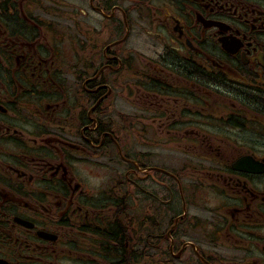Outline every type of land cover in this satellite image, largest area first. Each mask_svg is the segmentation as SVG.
<instances>
[{"label": "flooded vegetation", "instance_id": "obj_1", "mask_svg": "<svg viewBox=\"0 0 264 264\" xmlns=\"http://www.w3.org/2000/svg\"><path fill=\"white\" fill-rule=\"evenodd\" d=\"M42 1L0 0V264H158L164 258L205 264L195 246L209 264H238L241 245L252 251L240 264H258L264 257L257 231L264 225L263 184L256 187L229 164L221 169L227 172L207 171L233 191V211L230 218L224 214L197 225L191 190L176 168L171 185L158 179L163 193L153 195V205L148 197L141 202V231L133 235L110 220L133 212L126 201L131 186L111 192L94 188L102 183H91L89 175L99 177L106 163L90 168L88 156L110 161L118 155L128 167L131 163L121 146L128 148L130 133L116 126L110 113L124 50L112 48L119 39L106 40L114 37L115 22L131 25L130 13L137 9L150 29L145 32L157 40L156 53H163L156 92L164 114L174 117L166 132L177 136L184 126L189 149L202 153L218 156L230 147L236 158L263 157L256 151L264 152V145L229 146L225 132H253L264 123V0H133L128 15L115 0H80L75 16L66 12V1L59 0V7ZM89 39L98 42L85 43ZM165 51L177 58L165 60ZM211 99H229L232 107L248 112L252 106V119L230 121L234 113L218 117L223 111H212ZM143 166L137 169L164 171ZM248 226L249 244L243 239L236 244L227 233L234 227L248 234ZM217 243L232 246L228 255L199 246Z\"/></svg>", "mask_w": 264, "mask_h": 264}, {"label": "rangeland", "instance_id": "obj_2", "mask_svg": "<svg viewBox=\"0 0 264 264\" xmlns=\"http://www.w3.org/2000/svg\"><path fill=\"white\" fill-rule=\"evenodd\" d=\"M127 1H122L121 3L124 5V3H126ZM140 23H137L136 25H133L134 29H137ZM138 39V42L136 44L138 45H142L144 43H146L143 38L139 37L137 35V32H134L131 36L129 41L131 43H133L132 41ZM131 46H133L132 44H129ZM147 50H153L151 47H148ZM212 100V111L214 110V105H216V99H211ZM140 101V100H139ZM133 113H135L136 115L138 114V111L136 108H132ZM141 113V117H138L139 119H142V121H136V126L141 127L146 124L147 122H145L144 117L148 116L147 111H140ZM146 119V118H145ZM164 121V120H163ZM165 122V121H164ZM211 132L209 133V135L211 136ZM260 134H263L262 132H260ZM180 136V135H179ZM184 134H182L178 139L177 138H173V139H169V140H161V146L160 145H147L144 141L140 140L139 138H137L136 136H134L132 133H130V136L127 138V144H129V150L133 153H136L137 155L134 158H138L140 159V161L143 162L144 165H154V166H160V167H172V165L177 164L178 167L181 165V163L183 164H187L188 167H190L188 169V172H192V168L195 166L196 168H200L202 165L206 167V169H211L214 170L215 168H218L219 165L212 162V161H205L202 160L201 158H198V154H186L184 153V148L185 145H187L188 149L190 147V144L187 143L188 140L184 139ZM234 137V135H232ZM236 137V136H235ZM252 139H247L246 137H242V141L239 142V145H241L243 142H251L253 141V143L255 142L258 143L260 145L264 144V135H259V133H256L254 137H251ZM198 144V143H196ZM153 147V148H151ZM189 152H194L197 153L194 149H189ZM259 155H264V152H259L256 151ZM142 154V155H141ZM114 165H104L106 167V170L104 172V174H101L98 176L94 175V174H90L89 176L91 178H89L88 180L93 183V184H99L102 183V185L100 186H93L96 189L100 188V191L105 192L107 189H109L114 183L115 180H118L120 178L123 177V171L125 169V165H123L120 161H117L115 159H112V161ZM96 164H92L89 167L90 168H94ZM113 169H115V172L113 171ZM142 174V173H141ZM139 173L135 174V177H142ZM137 182L140 184L141 187H143L145 190L153 193V194H162L163 190H162V185L160 183H158V179H157V174H151V175H146L144 178L142 179H138ZM202 183V186H197L195 188H191L192 192L196 193V195L194 197H197L200 206L197 208V210H199L200 212L198 213V219L200 221H205L206 218L212 219L213 221L216 220L215 215L213 214V212L209 211L207 208H214L215 206L221 205L220 202L218 201V199H216L215 195L210 192L207 193L208 190V184L205 183L203 181H200ZM112 184V185H110ZM125 189H128L129 186H124ZM132 192L130 194V196L127 197L126 201L127 204L129 205L131 211H133L134 213L140 214L141 212V207L140 204L141 202L144 200L143 198V193L140 194L138 192H135V190H133V186H131ZM123 194V193H122ZM225 201V200H224ZM208 202V203H207ZM206 204V205H205ZM207 204H210V206H208ZM206 209V211H204V208ZM195 209V208H193ZM264 244V241L260 242L259 245ZM218 251L220 253H222L224 256L228 255L229 253V249L227 248H221L218 249ZM250 251H252V247L250 249ZM244 255V258H248L251 256V254H249L248 252H238V257L239 256ZM260 261H258V264H264V257L259 256ZM236 259V261H237ZM229 260V259H228ZM170 260V263L171 264Z\"/></svg>", "mask_w": 264, "mask_h": 264}, {"label": "water", "instance_id": "obj_3", "mask_svg": "<svg viewBox=\"0 0 264 264\" xmlns=\"http://www.w3.org/2000/svg\"><path fill=\"white\" fill-rule=\"evenodd\" d=\"M241 163H242V166H244V168L241 169V170L250 171V172H253L254 171V169H252L253 168L252 167V164L249 161L242 160Z\"/></svg>", "mask_w": 264, "mask_h": 264}]
</instances>
